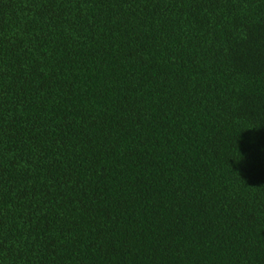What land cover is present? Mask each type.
<instances>
[{
    "label": "trees",
    "instance_id": "obj_1",
    "mask_svg": "<svg viewBox=\"0 0 264 264\" xmlns=\"http://www.w3.org/2000/svg\"><path fill=\"white\" fill-rule=\"evenodd\" d=\"M0 264H264V0H0Z\"/></svg>",
    "mask_w": 264,
    "mask_h": 264
}]
</instances>
